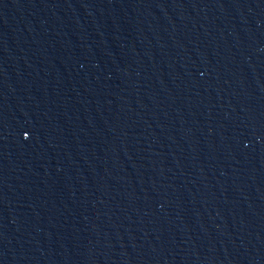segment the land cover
I'll return each mask as SVG.
<instances>
[{
	"label": "water",
	"instance_id": "95a60500",
	"mask_svg": "<svg viewBox=\"0 0 264 264\" xmlns=\"http://www.w3.org/2000/svg\"><path fill=\"white\" fill-rule=\"evenodd\" d=\"M0 264H264V0H0Z\"/></svg>",
	"mask_w": 264,
	"mask_h": 264
}]
</instances>
